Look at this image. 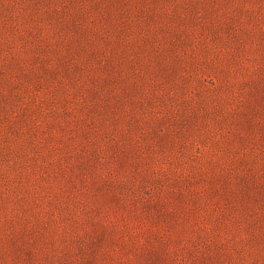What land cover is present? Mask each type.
<instances>
[{
    "label": "rangeland",
    "instance_id": "1",
    "mask_svg": "<svg viewBox=\"0 0 264 264\" xmlns=\"http://www.w3.org/2000/svg\"><path fill=\"white\" fill-rule=\"evenodd\" d=\"M0 264H264V0H0Z\"/></svg>",
    "mask_w": 264,
    "mask_h": 264
}]
</instances>
